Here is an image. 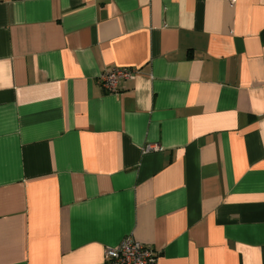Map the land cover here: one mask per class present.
<instances>
[{
    "label": "crops",
    "instance_id": "obj_1",
    "mask_svg": "<svg viewBox=\"0 0 264 264\" xmlns=\"http://www.w3.org/2000/svg\"><path fill=\"white\" fill-rule=\"evenodd\" d=\"M129 235L264 264V0H0V264Z\"/></svg>",
    "mask_w": 264,
    "mask_h": 264
},
{
    "label": "built area",
    "instance_id": "obj_2",
    "mask_svg": "<svg viewBox=\"0 0 264 264\" xmlns=\"http://www.w3.org/2000/svg\"><path fill=\"white\" fill-rule=\"evenodd\" d=\"M138 72L135 68H113L100 73L102 86L109 92H117L121 81L130 80ZM154 147V148H153ZM157 146H147L146 150ZM158 252L150 245L126 236L119 244L104 250V264H157Z\"/></svg>",
    "mask_w": 264,
    "mask_h": 264
}]
</instances>
